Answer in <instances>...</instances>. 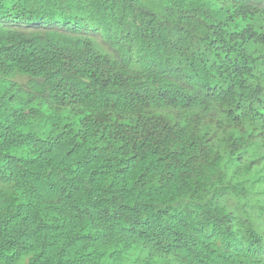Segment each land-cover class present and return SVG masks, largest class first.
I'll return each mask as SVG.
<instances>
[{
	"label": "trees",
	"instance_id": "1",
	"mask_svg": "<svg viewBox=\"0 0 264 264\" xmlns=\"http://www.w3.org/2000/svg\"><path fill=\"white\" fill-rule=\"evenodd\" d=\"M138 249L264 264V0H0V264Z\"/></svg>",
	"mask_w": 264,
	"mask_h": 264
},
{
	"label": "clouds",
	"instance_id": "2",
	"mask_svg": "<svg viewBox=\"0 0 264 264\" xmlns=\"http://www.w3.org/2000/svg\"><path fill=\"white\" fill-rule=\"evenodd\" d=\"M145 254H147V253L144 250L138 249L137 252H135L133 254V257L128 256L129 257L128 259L132 260V262H136V264L139 262L141 263L146 257ZM135 257L137 258V261L135 260L136 259ZM126 263H127V261H126ZM127 264H131V263H127Z\"/></svg>",
	"mask_w": 264,
	"mask_h": 264
},
{
	"label": "rangeland",
	"instance_id": "3",
	"mask_svg": "<svg viewBox=\"0 0 264 264\" xmlns=\"http://www.w3.org/2000/svg\"><path fill=\"white\" fill-rule=\"evenodd\" d=\"M127 263H131L132 264V260H128Z\"/></svg>",
	"mask_w": 264,
	"mask_h": 264
}]
</instances>
